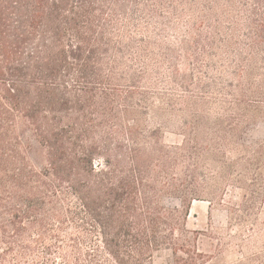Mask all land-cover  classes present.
Wrapping results in <instances>:
<instances>
[{
  "label": "trees",
  "instance_id": "1",
  "mask_svg": "<svg viewBox=\"0 0 264 264\" xmlns=\"http://www.w3.org/2000/svg\"><path fill=\"white\" fill-rule=\"evenodd\" d=\"M263 121L264 0H0V264H217L187 215L258 227Z\"/></svg>",
  "mask_w": 264,
  "mask_h": 264
},
{
  "label": "rangeland",
  "instance_id": "2",
  "mask_svg": "<svg viewBox=\"0 0 264 264\" xmlns=\"http://www.w3.org/2000/svg\"><path fill=\"white\" fill-rule=\"evenodd\" d=\"M177 37H170L165 42L167 46L173 49H178L176 45ZM183 70V69H182ZM192 71L185 69V75H189ZM192 74V73H191ZM192 82H196L198 76L193 73ZM180 93V92H178ZM149 123L161 126L159 138L165 144L174 145L180 141L178 135L177 122L175 116L166 111H158L152 109L149 111ZM154 113V114H152ZM152 114V115H151ZM154 115V116H153ZM246 141H257L264 139V121L257 122L249 126L243 134ZM227 193L224 200H237L238 191ZM164 203L169 207H178L179 201L170 198H164ZM200 201V200H198ZM228 214L225 207L214 204L209 208L208 203L196 202L191 205L190 211L186 219V228L190 231H201L206 235L220 237L221 242L215 239H208L201 235L198 240V248L203 252L211 254L220 249L223 255L219 258L217 264H264V209L259 218V225L257 228L248 227H231L228 224ZM100 246V244H99ZM89 251V245L82 247ZM101 249V248H100ZM92 252L91 250L89 251ZM97 260L89 262V260H82L83 264H115L109 257H107L101 249L98 253ZM215 260H212L213 263ZM240 261V263H236ZM152 264H177L171 251L161 250L153 254Z\"/></svg>",
  "mask_w": 264,
  "mask_h": 264
},
{
  "label": "bare ground",
  "instance_id": "3",
  "mask_svg": "<svg viewBox=\"0 0 264 264\" xmlns=\"http://www.w3.org/2000/svg\"><path fill=\"white\" fill-rule=\"evenodd\" d=\"M196 202H203V201H193L191 205L195 204Z\"/></svg>",
  "mask_w": 264,
  "mask_h": 264
}]
</instances>
